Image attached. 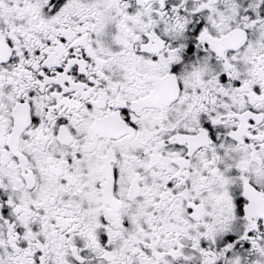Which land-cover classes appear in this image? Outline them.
Listing matches in <instances>:
<instances>
[{
    "label": "snow or ice",
    "instance_id": "obj_1",
    "mask_svg": "<svg viewBox=\"0 0 264 264\" xmlns=\"http://www.w3.org/2000/svg\"><path fill=\"white\" fill-rule=\"evenodd\" d=\"M0 264H264V0H0Z\"/></svg>",
    "mask_w": 264,
    "mask_h": 264
}]
</instances>
